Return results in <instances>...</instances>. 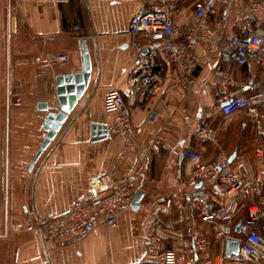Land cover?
Instances as JSON below:
<instances>
[{"label":"crops","instance_id":"crops-1","mask_svg":"<svg viewBox=\"0 0 264 264\" xmlns=\"http://www.w3.org/2000/svg\"><path fill=\"white\" fill-rule=\"evenodd\" d=\"M147 1L5 0L0 25L8 115L5 172L0 185V264H132L145 255V241L151 235L159 236V249H171L179 256L189 244L183 205L191 190L187 179L194 163L182 157L181 151H199L203 161H210L222 150L234 169L240 165L249 172L262 168L255 153L258 139L251 121L243 113L224 118L220 112V100L227 93L238 89L239 94L247 95L253 91L251 77L237 66L224 77L213 75L214 62L227 59H210L205 45L196 51L198 64L190 87H167L173 71L167 52L174 44L167 41L157 45L154 71L160 81L129 88L136 54L127 32L128 22ZM191 2L174 5L176 24L182 29L193 24ZM81 39H85L90 57L89 83L54 139L31 166L47 114L37 109V103L56 106V77L82 71ZM60 54L66 56L64 61L56 60ZM234 81L243 85L238 88ZM111 91L122 95L133 125L141 127L136 150L119 164L121 137L107 129L104 138L92 140V127H108L115 116L105 108L106 95ZM150 113L156 116L153 123L147 121ZM203 121L215 127L213 141L196 136ZM33 129H40L35 151L31 154L28 148L23 153L25 170L15 169V155L9 152L10 134L15 144H26ZM156 135L162 140L149 147ZM147 147L146 167L135 185L136 193H142L141 201L136 208L133 203L124 207L114 227L107 228L100 221L86 238L64 247L55 246L40 231L46 219L88 199L91 178L113 171L117 179H123ZM202 201L204 211H213L218 204L210 190ZM219 223L201 224L210 240H214ZM222 248L218 245L216 252L222 253Z\"/></svg>","mask_w":264,"mask_h":264},{"label":"built area","instance_id":"built-area-1","mask_svg":"<svg viewBox=\"0 0 264 264\" xmlns=\"http://www.w3.org/2000/svg\"><path fill=\"white\" fill-rule=\"evenodd\" d=\"M184 0H148L143 8L132 15L127 32L133 38L132 47L136 64L128 79L134 90L138 84L150 86L160 81L154 71L158 55V43L174 41L167 57L173 66L167 87L188 88L195 80L198 64L197 49L205 45L213 64V75L224 77L233 66L241 67L251 77L253 91L247 95L236 89L220 100V112L226 118L243 113L252 123L253 134L258 139L255 147L261 166L249 172L243 165L232 167L230 157L219 150L210 161H203L201 153L183 149L182 157L194 161L187 182L191 190L183 205L187 213L184 232L188 246L177 256L171 249H159L160 238L149 236L145 241V255L132 264H264V0H191L193 24L182 29L176 24L174 5ZM60 54L57 61H64ZM241 87V82H233ZM105 108L115 113L108 131L121 137L123 144L117 157L119 164L125 156L136 150V137L141 127L132 123L131 113L122 95L111 91L106 95ZM155 114L147 121L153 123ZM215 127L203 121L196 129L199 139L213 141ZM162 140L156 135L149 147ZM148 147L139 154L123 179L114 172L89 180V197L74 203L61 215L46 219L40 226L57 247H64L86 238L102 221L107 228L116 225L117 214L133 203L136 181L146 167ZM218 200L213 211H204L202 199L206 191ZM200 202H197L198 200ZM219 221V229L210 240L201 224ZM239 224L240 230L235 226ZM228 240L239 243L237 255L227 256L224 244ZM218 245L222 253L216 252Z\"/></svg>","mask_w":264,"mask_h":264},{"label":"water","instance_id":"water-1","mask_svg":"<svg viewBox=\"0 0 264 264\" xmlns=\"http://www.w3.org/2000/svg\"><path fill=\"white\" fill-rule=\"evenodd\" d=\"M79 47L83 53V67L82 71L78 73H71L67 75L57 76L55 79V105H48L47 102H38L37 109L46 111L47 114L43 121L44 136L40 146L32 159V164L37 161L41 153L48 147L50 142L54 139L61 125L66 121L70 112L73 110L77 99L81 97L90 79V57L88 54L87 44L85 39H81ZM93 128L92 140H99L104 138L107 134L106 125H97V130ZM142 193L137 192L133 198L135 208L140 203ZM236 231L240 230V225L235 226ZM239 252V243L236 240H228L224 244V253L227 256L231 254L237 255Z\"/></svg>","mask_w":264,"mask_h":264},{"label":"rangeland","instance_id":"rangeland-1","mask_svg":"<svg viewBox=\"0 0 264 264\" xmlns=\"http://www.w3.org/2000/svg\"><path fill=\"white\" fill-rule=\"evenodd\" d=\"M5 4V0H0V22L4 13L3 6ZM2 34H1V25H0V185L3 181V174L5 172V157H6V118H7V112H6V95H7V85H6V69H5V63L3 61L2 55H1V41H2ZM14 115L13 108H11V119ZM43 127V124H42ZM39 133L40 129L36 130L33 129L30 131V137L29 142L26 144H15V142L12 141L13 134H10L9 138V152L11 155H15V164L14 168L25 170L24 169V162H23V153L27 152L28 148L31 149V154L34 153L35 148L37 146V142L39 140ZM44 136V135H43ZM43 139V138H42ZM42 141V140H41ZM41 142L39 143L38 147L40 146ZM37 147V149H38ZM36 149V150H37ZM13 165H11L12 167ZM214 239V238H213Z\"/></svg>","mask_w":264,"mask_h":264}]
</instances>
